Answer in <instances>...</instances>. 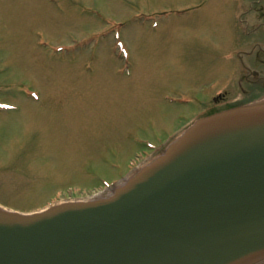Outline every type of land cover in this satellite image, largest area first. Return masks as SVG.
<instances>
[{
    "label": "rangeland",
    "instance_id": "374dc122",
    "mask_svg": "<svg viewBox=\"0 0 264 264\" xmlns=\"http://www.w3.org/2000/svg\"><path fill=\"white\" fill-rule=\"evenodd\" d=\"M245 65L264 75V0H0V205L131 175Z\"/></svg>",
    "mask_w": 264,
    "mask_h": 264
},
{
    "label": "water",
    "instance_id": "95a60500",
    "mask_svg": "<svg viewBox=\"0 0 264 264\" xmlns=\"http://www.w3.org/2000/svg\"><path fill=\"white\" fill-rule=\"evenodd\" d=\"M264 259V100L196 120L106 197L0 207V264Z\"/></svg>",
    "mask_w": 264,
    "mask_h": 264
},
{
    "label": "flooded vegetation",
    "instance_id": "af4514ba",
    "mask_svg": "<svg viewBox=\"0 0 264 264\" xmlns=\"http://www.w3.org/2000/svg\"><path fill=\"white\" fill-rule=\"evenodd\" d=\"M222 89L223 92H217L219 93L217 96L215 92L208 94L207 101L205 103L201 102L200 105H210L209 107L215 110L224 106L239 105L247 98L256 97L257 95H260V93L264 92V77L256 72L255 78H243L238 75L236 76V85L233 91H228L227 86L222 87ZM247 89L250 90L248 96L246 95L248 92Z\"/></svg>",
    "mask_w": 264,
    "mask_h": 264
}]
</instances>
